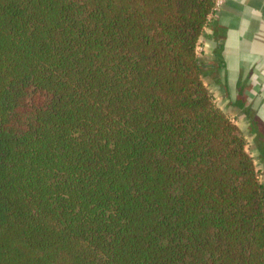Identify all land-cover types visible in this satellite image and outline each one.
I'll return each instance as SVG.
<instances>
[{
	"label": "trees",
	"instance_id": "1",
	"mask_svg": "<svg viewBox=\"0 0 264 264\" xmlns=\"http://www.w3.org/2000/svg\"><path fill=\"white\" fill-rule=\"evenodd\" d=\"M214 12L0 0V264H264V181L198 53Z\"/></svg>",
	"mask_w": 264,
	"mask_h": 264
},
{
	"label": "crops",
	"instance_id": "2",
	"mask_svg": "<svg viewBox=\"0 0 264 264\" xmlns=\"http://www.w3.org/2000/svg\"><path fill=\"white\" fill-rule=\"evenodd\" d=\"M213 20L198 53L217 71L204 76V81L220 96L224 105L218 101L219 105L243 129L246 148H251L254 161L256 156L260 159L261 167L257 168L262 173L264 0H226Z\"/></svg>",
	"mask_w": 264,
	"mask_h": 264
},
{
	"label": "rangeland",
	"instance_id": "3",
	"mask_svg": "<svg viewBox=\"0 0 264 264\" xmlns=\"http://www.w3.org/2000/svg\"><path fill=\"white\" fill-rule=\"evenodd\" d=\"M209 86V85H208ZM213 95H214V97L216 98V100H217V103H218V101L220 102V104H222V105H224L223 104V101L222 100H220V96H218L215 92H213ZM219 98V99H218ZM219 104V103H218ZM250 144V143H249ZM247 150L250 152V150H251V148L249 149L248 147H247ZM254 157H255V155H254ZM255 162H256V165H257V167H259V169H260V167H261V162H260V159H258V157L256 156V158H255ZM264 168V167H263ZM264 170H262V173H260L261 174V179L264 181V172H263Z\"/></svg>",
	"mask_w": 264,
	"mask_h": 264
},
{
	"label": "built area",
	"instance_id": "4",
	"mask_svg": "<svg viewBox=\"0 0 264 264\" xmlns=\"http://www.w3.org/2000/svg\"><path fill=\"white\" fill-rule=\"evenodd\" d=\"M225 1L226 0H215V10H216V12H214V14H217L218 13V11L221 9V7L225 3Z\"/></svg>",
	"mask_w": 264,
	"mask_h": 264
}]
</instances>
